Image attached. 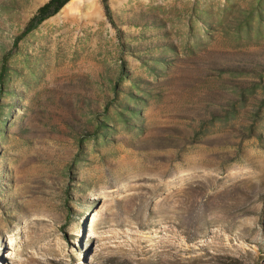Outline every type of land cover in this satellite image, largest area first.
I'll list each match as a JSON object with an SVG mask.
<instances>
[{"label": "rangeland", "instance_id": "1", "mask_svg": "<svg viewBox=\"0 0 264 264\" xmlns=\"http://www.w3.org/2000/svg\"><path fill=\"white\" fill-rule=\"evenodd\" d=\"M46 1L0 0V264H264V0Z\"/></svg>", "mask_w": 264, "mask_h": 264}, {"label": "trees", "instance_id": "2", "mask_svg": "<svg viewBox=\"0 0 264 264\" xmlns=\"http://www.w3.org/2000/svg\"><path fill=\"white\" fill-rule=\"evenodd\" d=\"M69 1L70 0H47L46 2H44L28 19L27 24L22 31V35H25L28 32L34 30L42 21L57 13ZM103 7L105 14L111 20V10L106 0H103Z\"/></svg>", "mask_w": 264, "mask_h": 264}, {"label": "bare ground", "instance_id": "3", "mask_svg": "<svg viewBox=\"0 0 264 264\" xmlns=\"http://www.w3.org/2000/svg\"><path fill=\"white\" fill-rule=\"evenodd\" d=\"M15 238V237H14ZM17 245V244H16Z\"/></svg>", "mask_w": 264, "mask_h": 264}]
</instances>
